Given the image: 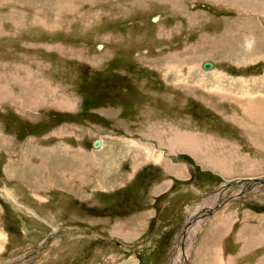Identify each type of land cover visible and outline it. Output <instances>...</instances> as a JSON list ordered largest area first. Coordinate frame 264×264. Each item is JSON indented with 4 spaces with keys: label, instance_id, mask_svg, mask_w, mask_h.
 Masks as SVG:
<instances>
[{
    "label": "rangeland",
    "instance_id": "1",
    "mask_svg": "<svg viewBox=\"0 0 264 264\" xmlns=\"http://www.w3.org/2000/svg\"><path fill=\"white\" fill-rule=\"evenodd\" d=\"M0 192V264H188L208 208L264 231V0H0Z\"/></svg>",
    "mask_w": 264,
    "mask_h": 264
},
{
    "label": "crops",
    "instance_id": "2",
    "mask_svg": "<svg viewBox=\"0 0 264 264\" xmlns=\"http://www.w3.org/2000/svg\"><path fill=\"white\" fill-rule=\"evenodd\" d=\"M163 175L168 176L169 174H165L164 172ZM176 179L180 180L178 178ZM163 182L160 186L158 185L159 183L154 184L157 186L156 192L153 194L154 196H160L165 193L167 187ZM212 217L205 221L204 227L200 232H196V234L193 232L190 238L191 250L188 257V264H232L235 262L237 257L230 253L228 240H226L228 237L231 239L229 242L235 244L236 252L238 256H240L239 258H249L246 264H264V231H260L261 226L256 227L258 229L249 228L246 223V229L241 227L240 230H234L232 227L228 226V220H225L227 225L226 229L222 227V224H220L219 227L223 229H220L218 227L219 222H216L215 219L213 222H209ZM208 222L209 225L212 224L209 229L206 228ZM249 230L258 232H248ZM251 251H257V253L253 254L254 252ZM205 252L206 254H204Z\"/></svg>",
    "mask_w": 264,
    "mask_h": 264
},
{
    "label": "bare ground",
    "instance_id": "3",
    "mask_svg": "<svg viewBox=\"0 0 264 264\" xmlns=\"http://www.w3.org/2000/svg\"><path fill=\"white\" fill-rule=\"evenodd\" d=\"M256 1V0H255ZM176 3V2H175ZM235 3V2H234ZM261 3V2H260ZM248 3H247V1H246V5H247ZM234 5H236V4H234ZM262 5V4H261ZM247 7V6H246ZM216 41V40H215ZM210 62H206L204 65H203V68H204V70L205 71H207V70H209L210 68H211V65H212V63H210ZM40 100V99H39ZM241 101L243 102L244 101V104L242 105V109H243V112H244V114L246 115V116H248V115H250L251 114V112H250V108L252 107L254 110V112H256L257 111V107L255 106V104H254V101H253V99H251V98H249V99H241ZM39 102V101H38ZM37 102V103H38ZM42 102V101H41ZM31 104L33 105V102H31ZM250 113V114H249ZM175 136L171 139V137L169 138V140H168V143H169V141H170V143H169V149L171 150V151H173V152H175L177 149H180V150H182L181 148H183L185 151H187V152H189L190 154H192V152L194 151V152H197L198 151V155H202V157H203V160L205 161V162H207V164H209V165H216V166H218V162L217 161H215L214 159H210V158H206V156H205V154L207 153V143L206 142H208V140H213V139H215V138H206V137H203V136H194V134H190V133H184V134H182V133H178L177 135L176 134H174ZM156 137H159L158 138V140H161V137H162V132L158 135V136H156ZM171 139V140H170ZM204 139V140H203ZM214 141V140H213ZM158 142V141H157ZM216 142V141H215ZM93 144H92V146H93V148L94 149H98V148H100V146H101V141L99 140V139H97V140H95L94 142H92ZM161 143V142H160ZM220 144V143H219ZM170 145H172L171 146V148H170ZM212 145H215L214 143H212ZM102 147V146H101ZM172 147H173V149H172ZM204 149H205V151H204ZM102 150V149H101ZM207 155V154H206ZM167 169V168H166ZM220 170H224L225 171V173L224 172H221V173H224V174H226V172H228V171H226L227 169L226 168H221ZM178 171V170H177ZM169 172V171H168ZM226 175H228V174H226ZM239 181H241V179L240 180H235V181H233L234 183H236V182H239ZM243 181H245V180H243ZM258 181H260V180H258ZM233 182H226L225 184H227V183H233ZM224 184V185H225ZM227 189V188H226ZM231 189V188H230ZM220 190V189H219ZM233 190V189H232ZM219 193V192H218ZM3 194V193H2ZM211 210V212H210V214L213 212V210L212 209H210ZM209 210V211H210ZM249 217V216H248ZM222 224V227L223 228H225V226H226V222H223V223H221ZM208 226V225H207ZM209 227V226H208ZM219 227V226H218ZM220 229H221V227H219ZM222 228V229H223ZM209 229V228H208ZM217 229V228H216ZM256 229H258V228H256ZM118 230V229H117ZM121 230V229H120ZM210 231V230H209ZM212 232H213V230H212ZM215 232H216V230H215ZM262 232V231H261ZM262 238V237H261ZM205 242V241H204ZM199 251V250H198ZM206 252H207V250H206ZM206 252L204 253V254H206ZM199 256V255H198ZM199 257H201V256H199ZM198 257V258H199ZM197 260V259H196Z\"/></svg>",
    "mask_w": 264,
    "mask_h": 264
},
{
    "label": "water",
    "instance_id": "4",
    "mask_svg": "<svg viewBox=\"0 0 264 264\" xmlns=\"http://www.w3.org/2000/svg\"><path fill=\"white\" fill-rule=\"evenodd\" d=\"M258 181V180H257ZM256 180H253V179H250V180H245V181H243V180H241V181H239V182H236V183H227V184H225V185H221L218 189H220L218 192H219V194H221V191H223L224 189H226V188H231V189H236V187L237 186H239V185H248V184H250V185H255L256 184V182H257ZM242 187H244V186H241V188ZM0 195L1 196H3L2 194H1V192H0ZM260 195L261 196H263V191H262V193L260 192ZM3 198H4V196H3ZM196 203V202H195ZM194 203V204H195ZM209 209L210 208H208V209H204V210H202V213H200V214H194L193 216H191L186 222H185V224H184V226H183V228H182V231H183V233H184V230L186 231V230H189V228H190V226L191 225H194L195 223H197V224H200V223H203V222H205L206 221V219L208 218V216L210 215V212H211V210L209 211ZM182 233V232H181ZM182 233V236L184 235ZM147 238V237H146ZM145 238V239H146ZM182 241V240H181Z\"/></svg>",
    "mask_w": 264,
    "mask_h": 264
},
{
    "label": "clouds",
    "instance_id": "5",
    "mask_svg": "<svg viewBox=\"0 0 264 264\" xmlns=\"http://www.w3.org/2000/svg\"><path fill=\"white\" fill-rule=\"evenodd\" d=\"M246 46L250 47L251 46V38H249V40L246 41Z\"/></svg>",
    "mask_w": 264,
    "mask_h": 264
}]
</instances>
